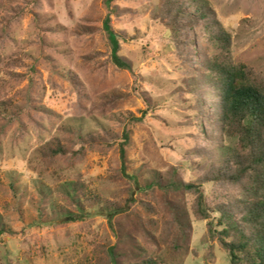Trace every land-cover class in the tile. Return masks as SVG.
Listing matches in <instances>:
<instances>
[{"label": "rangeland", "instance_id": "1", "mask_svg": "<svg viewBox=\"0 0 264 264\" xmlns=\"http://www.w3.org/2000/svg\"><path fill=\"white\" fill-rule=\"evenodd\" d=\"M107 1L0 0V264H113L111 251L118 264H231L218 215L202 219L183 187L201 184L211 212L245 198L203 181L210 151L236 142L211 138L219 50L202 24L174 35L165 0ZM197 1L231 35L232 61L264 77V0ZM108 15L130 70L112 61ZM125 132L139 188L122 172Z\"/></svg>", "mask_w": 264, "mask_h": 264}, {"label": "trees", "instance_id": "2", "mask_svg": "<svg viewBox=\"0 0 264 264\" xmlns=\"http://www.w3.org/2000/svg\"><path fill=\"white\" fill-rule=\"evenodd\" d=\"M111 0L107 1L110 5ZM164 17L174 35L191 30L202 24L209 34V40L219 50V57L209 67L211 87L216 100L209 106L213 108L211 118V138L217 133L235 142V147L222 154L210 151L211 167L203 177L204 184H223L237 187L244 195V200L226 202L215 205L211 212L204 206L201 184H184V189L197 195L198 214L207 219L211 213L218 215V236L221 248L228 254L231 264H264V77L255 74L245 64H235L231 58V35L222 27L212 23L213 12L202 2L192 0L186 4L182 0H165ZM165 20V18H164ZM211 20V21H210ZM114 65L130 70V65L120 55L121 43L111 26L108 15L104 22ZM205 98H202V106ZM203 108V107H202ZM206 111V110H205ZM210 115V114H209ZM207 116V113H206ZM200 132L201 120L199 116ZM208 117V116H207ZM206 137V134H204ZM219 138L223 142V138ZM217 140V139H216ZM129 143L128 132L124 133V142L120 145L122 172L127 174L126 146ZM52 156L66 154L63 146L50 149ZM209 158V157H208ZM131 178L139 188L136 177ZM82 208H84L82 206ZM123 209H115L110 218L121 213ZM71 218V217H69ZM78 215L72 217L77 220ZM109 218V219H110ZM209 231L214 232L213 222L208 223ZM113 264H118L113 251ZM140 264H157L150 260Z\"/></svg>", "mask_w": 264, "mask_h": 264}]
</instances>
